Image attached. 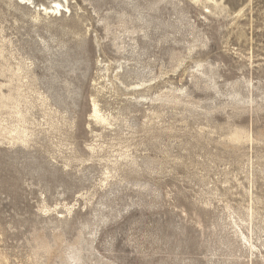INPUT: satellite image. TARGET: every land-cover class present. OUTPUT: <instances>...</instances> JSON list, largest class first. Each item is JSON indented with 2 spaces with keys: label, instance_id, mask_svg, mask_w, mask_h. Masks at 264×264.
<instances>
[{
  "label": "rangeland",
  "instance_id": "rangeland-1",
  "mask_svg": "<svg viewBox=\"0 0 264 264\" xmlns=\"http://www.w3.org/2000/svg\"><path fill=\"white\" fill-rule=\"evenodd\" d=\"M53 1L0 0V264H264V0Z\"/></svg>",
  "mask_w": 264,
  "mask_h": 264
},
{
  "label": "bare ground",
  "instance_id": "bare-ground-1",
  "mask_svg": "<svg viewBox=\"0 0 264 264\" xmlns=\"http://www.w3.org/2000/svg\"><path fill=\"white\" fill-rule=\"evenodd\" d=\"M25 1L27 2L29 0H25ZM64 1L67 2V0H54L53 6L34 4L32 7L35 11V18L39 17V15H41V14H43L45 16H47L50 13L51 14L56 13L58 15H62V12L65 10L64 8L68 9V5H65V3H63ZM195 1H199V0H195ZM26 2H24V4ZM31 4H33V2H31ZM30 66H31V64H26V63L25 64L20 63L14 67L8 65L7 63L4 65H0V75L7 78V84L6 83H4V84H6L7 91H8L7 94H4L2 89H1L2 85H0V110L1 109L6 110V113L9 116H11L12 119H15L17 121H21V120L23 121V118H24V114L20 108V103L22 102V98L24 97V92L26 90L31 89V86H33L31 84L29 85V83L27 84V83L23 82V79L27 78L29 72L32 71ZM105 69L107 70L108 67H106ZM26 82H29V81H26ZM142 84H144V83H142ZM32 90H33V88H32ZM159 98L160 97H157L156 99H159ZM91 102H92V109H91V113L89 114V117L95 122V124L96 123L101 124V126L109 125L110 124L109 116L107 114H105L104 112H102V109L99 107V105H98V103L94 97L91 99ZM25 110H26V108H25ZM24 113H25V111H24ZM17 121L14 122V124H16ZM24 128H25V126H24ZM2 130L12 133L13 137L15 138L16 141L25 142V140H26L25 139L26 136L24 135L25 131L23 129V126H22V128L15 126V127L10 128V129H7V127H2L0 125V131L3 132ZM25 130H26V128H25ZM242 137H243V135H241L240 133H235L233 135L234 140H238ZM249 247L251 248L252 246H249ZM72 258H74V257H72Z\"/></svg>",
  "mask_w": 264,
  "mask_h": 264
}]
</instances>
